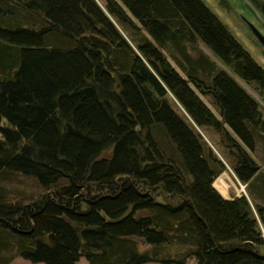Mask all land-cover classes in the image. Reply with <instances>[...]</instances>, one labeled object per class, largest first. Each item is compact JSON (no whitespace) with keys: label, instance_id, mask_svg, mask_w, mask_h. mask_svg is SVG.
<instances>
[{"label":"trees","instance_id":"16d2710c","mask_svg":"<svg viewBox=\"0 0 264 264\" xmlns=\"http://www.w3.org/2000/svg\"><path fill=\"white\" fill-rule=\"evenodd\" d=\"M102 2L17 0L34 22L0 27V264H264V176L245 150L264 119L198 43L263 100L264 70L201 0ZM215 145L262 191L223 198ZM7 173L42 193L10 201Z\"/></svg>","mask_w":264,"mask_h":264},{"label":"rangeland","instance_id":"374dc122","mask_svg":"<svg viewBox=\"0 0 264 264\" xmlns=\"http://www.w3.org/2000/svg\"><path fill=\"white\" fill-rule=\"evenodd\" d=\"M99 5H103L102 0H96ZM205 6L213 12L217 18L221 21L222 24L226 26L230 34L234 37V39L244 48V50L251 56V58L264 70V48L252 34L248 22L251 23L254 27H256L259 32L264 35V19L260 10L255 6L252 0H201ZM264 1V0H263ZM26 18H24V17ZM31 20L32 15L26 12L21 8L20 5L17 4V0H0V21L4 24L0 23V27H13L17 24L19 25H28L33 23ZM198 48L206 54L210 60L214 61L218 68L223 69L227 74H229L232 78H234L250 95H252L259 103L260 111L262 113V117L264 119V100L260 98L257 92L254 89L253 84H246L242 81L237 75H235L229 67L223 65L218 59H216L210 51L202 44L198 43ZM191 55L195 56L196 52L191 50ZM167 58L170 63L174 65L167 54ZM181 74V73H180ZM200 99L206 104V106L212 111V113L216 116V118L220 119V116L217 110L213 107L210 102L209 97L203 96L196 92ZM227 128V127H226ZM230 132V130L228 129ZM201 133L205 137L206 140L211 143L217 142V135L208 128H204L201 130ZM255 147L253 151H249L245 149L250 157L260 165V170L264 176V170H262L264 166V133L262 136H255ZM216 150L220 153L218 156L222 159L225 164V170L216 177L213 182V187L220 194L227 196V188L228 184L234 182L238 189V182L235 178V175L231 168L227 165L225 160L222 157H225V150L222 149L219 145H215ZM215 150V149H214ZM222 155V156H221ZM220 179L221 185L224 188H220V183L216 181ZM261 176L256 179V181L248 187L246 190L244 188L243 192H251L254 193L258 190L262 191L261 186ZM1 183L5 185L9 190V200L16 202L20 201L22 203H27L32 199L36 198L40 193H42V189L38 186L35 179L31 176H24L21 174L15 173H7L6 177L1 180ZM219 185V186H218ZM241 185H243L241 183ZM258 188V190H256ZM242 193V195L244 194ZM264 231V227L262 228ZM22 262L32 263L22 258H19ZM23 264V263H22ZM43 264V263H41ZM81 264H87L86 260L82 258ZM145 264H158V263H145ZM186 264H195V260L190 258Z\"/></svg>","mask_w":264,"mask_h":264},{"label":"crops","instance_id":"0c3cea01","mask_svg":"<svg viewBox=\"0 0 264 264\" xmlns=\"http://www.w3.org/2000/svg\"><path fill=\"white\" fill-rule=\"evenodd\" d=\"M241 183V182H240ZM246 184H243L245 190H246ZM242 191L240 189H238L237 185L232 182L228 184V188H227V196L226 195H223L222 193H220V195L225 198V199H231L232 197H239L242 195ZM246 196H248L247 192H245ZM81 261H82V258L79 259L78 261V264H81ZM26 264V262H22L21 260L18 259V257L14 258L12 260V262L10 264ZM28 264V263H27ZM29 264H41V263H29Z\"/></svg>","mask_w":264,"mask_h":264},{"label":"water","instance_id":"95a60500","mask_svg":"<svg viewBox=\"0 0 264 264\" xmlns=\"http://www.w3.org/2000/svg\"><path fill=\"white\" fill-rule=\"evenodd\" d=\"M248 24V26H249V28H250V30H251V32H252V34L255 36V38L258 40V42L263 46V48H264V35H262L260 32H259V30L256 28V27H254L251 23H247Z\"/></svg>","mask_w":264,"mask_h":264},{"label":"built area","instance_id":"2783aa9c","mask_svg":"<svg viewBox=\"0 0 264 264\" xmlns=\"http://www.w3.org/2000/svg\"><path fill=\"white\" fill-rule=\"evenodd\" d=\"M263 235H264V233H263Z\"/></svg>","mask_w":264,"mask_h":264}]
</instances>
